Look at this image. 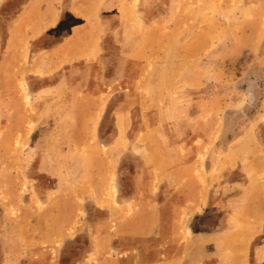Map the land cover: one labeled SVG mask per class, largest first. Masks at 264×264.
Returning <instances> with one entry per match:
<instances>
[{"label": "rangeland", "instance_id": "1", "mask_svg": "<svg viewBox=\"0 0 264 264\" xmlns=\"http://www.w3.org/2000/svg\"><path fill=\"white\" fill-rule=\"evenodd\" d=\"M147 125L192 135L198 171L234 190L241 174L217 166L219 151L247 126L264 149V0H0V264H96L95 192L114 205L154 189L155 160L90 161L83 142L129 146ZM212 203L179 214L174 250L156 237L112 245L138 264H264V226L249 240L233 212L216 239L225 210Z\"/></svg>", "mask_w": 264, "mask_h": 264}, {"label": "crops", "instance_id": "2", "mask_svg": "<svg viewBox=\"0 0 264 264\" xmlns=\"http://www.w3.org/2000/svg\"><path fill=\"white\" fill-rule=\"evenodd\" d=\"M62 43L47 49V63L53 57L62 56ZM83 71L81 70V77ZM53 73V71H47V77ZM63 76L51 87L52 89L61 87L68 81L71 82L67 74ZM81 77L79 76V81L76 83L77 89L83 86ZM254 130L251 126L245 127L237 139L218 153V167L223 165L235 167L241 174L242 180L234 185V190L230 188L223 173L215 178L212 174L198 171L200 166L196 162L192 135L183 140H176L168 134L165 125L145 126L139 131L144 140L131 143L132 145L129 146H123V141L115 136L107 144L96 141H91L90 144L83 142L84 146L86 145L87 160L110 161L117 150H121V153L136 151L141 158L148 157L149 160L150 158L152 160L154 155L153 165L156 170L154 179L151 176L149 178L150 182L155 180L154 189L148 183L139 193L135 191L124 195L120 193L115 200V206L108 200L102 201L104 204L99 205L98 196L102 194L95 192L97 199H95L93 210L103 214L101 219H96L97 222L93 223L90 254L94 255L95 263L138 264L139 256L123 248L116 249L112 245L115 240L143 241L149 237H156L163 243H175L172 248L174 250L178 234L177 231L172 233V228L177 227L179 214L194 213L197 208L200 211L206 210L212 202V207L217 211L225 210V214L217 222L218 231L214 233L216 239L221 237L225 228L224 221H227L225 217L230 215L232 217L233 212L236 214L234 219L239 223L238 225L248 230L244 234L246 238L250 240L259 235L264 226V149L255 139ZM125 131L126 129H123L122 132ZM192 131L194 133L193 127ZM151 133L156 134L154 141H151ZM227 156L231 159L230 164L224 162ZM213 180L217 183L212 189ZM227 212L229 215L226 214ZM171 213L177 215L173 216ZM2 228L0 227V230ZM112 249L118 253L123 250L118 259L107 258Z\"/></svg>", "mask_w": 264, "mask_h": 264}]
</instances>
